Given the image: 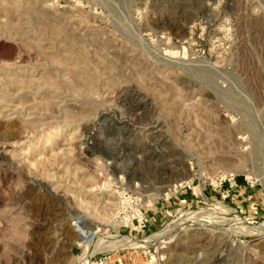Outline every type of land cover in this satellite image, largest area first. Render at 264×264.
Masks as SVG:
<instances>
[{
  "label": "rangeland",
  "instance_id": "obj_1",
  "mask_svg": "<svg viewBox=\"0 0 264 264\" xmlns=\"http://www.w3.org/2000/svg\"><path fill=\"white\" fill-rule=\"evenodd\" d=\"M193 213L89 264H264V0H0V264Z\"/></svg>",
  "mask_w": 264,
  "mask_h": 264
},
{
  "label": "bare ground",
  "instance_id": "obj_2",
  "mask_svg": "<svg viewBox=\"0 0 264 264\" xmlns=\"http://www.w3.org/2000/svg\"><path fill=\"white\" fill-rule=\"evenodd\" d=\"M185 182L181 183L184 184ZM219 211V210H217ZM227 213H225L226 215ZM213 215L209 216H199L198 214H180L176 219H174L172 222H170L167 227L162 230L161 232L151 236L150 238H147L146 240L142 241H136L132 240L129 237H120V236H102L97 233V231H90L89 233L83 234L84 239V245L82 246V256H81V263L80 264H89L90 257L92 253L94 252V249H101L100 251L110 249L118 250L120 248H128L131 246H140V247H158L164 243L167 242L170 237L173 235H176L181 229L186 228L187 226H191L193 224H200V225H207L210 226L212 224H209L213 222L211 219ZM238 226H234L237 232H247L252 235H262L264 234V223L261 224L258 227H248L245 225V223L240 220L237 217V222L235 223ZM231 225H225V224H219L217 223V226H214L216 229L219 230H226V231H233V227H228ZM218 231V230H217ZM81 232V231H80ZM85 232V231H84ZM99 251V252H100ZM107 251V252H108ZM97 252V251H96ZM106 253V252H104Z\"/></svg>",
  "mask_w": 264,
  "mask_h": 264
},
{
  "label": "built area",
  "instance_id": "obj_3",
  "mask_svg": "<svg viewBox=\"0 0 264 264\" xmlns=\"http://www.w3.org/2000/svg\"><path fill=\"white\" fill-rule=\"evenodd\" d=\"M136 211V210H135ZM136 213V212H135ZM138 213L140 214L141 213V211H140V209H138ZM136 217H137V219H138V216L136 215ZM140 218V217H139ZM132 225V224H131Z\"/></svg>",
  "mask_w": 264,
  "mask_h": 264
}]
</instances>
